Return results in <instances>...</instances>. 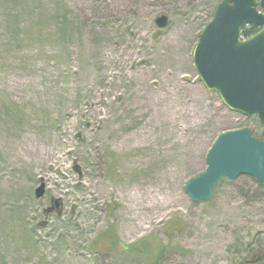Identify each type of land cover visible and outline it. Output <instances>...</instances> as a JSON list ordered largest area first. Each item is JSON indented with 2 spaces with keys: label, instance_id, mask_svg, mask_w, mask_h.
Returning <instances> with one entry per match:
<instances>
[{
  "label": "rangeland",
  "instance_id": "374dc122",
  "mask_svg": "<svg viewBox=\"0 0 264 264\" xmlns=\"http://www.w3.org/2000/svg\"><path fill=\"white\" fill-rule=\"evenodd\" d=\"M219 2L0 0V264H264V187L184 192L220 134L264 140L194 67Z\"/></svg>",
  "mask_w": 264,
  "mask_h": 264
},
{
  "label": "water",
  "instance_id": "95a60500",
  "mask_svg": "<svg viewBox=\"0 0 264 264\" xmlns=\"http://www.w3.org/2000/svg\"><path fill=\"white\" fill-rule=\"evenodd\" d=\"M264 0H221L212 19L201 31L193 51V63L206 90L215 93L230 111L245 117H257L264 128ZM168 18L158 16V29L168 26ZM254 25L259 31L249 38L242 30ZM241 176L254 179L264 187V141L248 129L220 134L206 155V170L189 180L184 192L193 203L208 202L214 188L224 179ZM44 196L41 182L34 191ZM60 201L51 200L58 210Z\"/></svg>",
  "mask_w": 264,
  "mask_h": 264
},
{
  "label": "trees",
  "instance_id": "16d2710c",
  "mask_svg": "<svg viewBox=\"0 0 264 264\" xmlns=\"http://www.w3.org/2000/svg\"><path fill=\"white\" fill-rule=\"evenodd\" d=\"M257 32H258V28H257L256 26H254V25H250V26H248V27H246V28L243 29V31H242V36H243L244 38H248V37L254 35V34L257 33ZM262 137H264V136H262ZM261 139H263V138H261ZM158 253H159V252H158ZM158 253H156V255L154 256V258H152V259L148 262V264H159L160 255H161V254H158Z\"/></svg>",
  "mask_w": 264,
  "mask_h": 264
}]
</instances>
